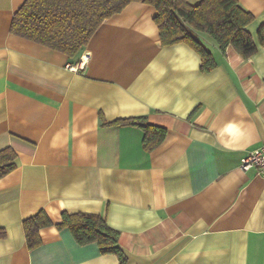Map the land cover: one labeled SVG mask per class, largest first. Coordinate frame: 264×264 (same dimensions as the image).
<instances>
[{
    "label": "crops",
    "instance_id": "0c3cea01",
    "mask_svg": "<svg viewBox=\"0 0 264 264\" xmlns=\"http://www.w3.org/2000/svg\"><path fill=\"white\" fill-rule=\"evenodd\" d=\"M24 1L0 0V150L17 153L0 178V264H119L58 228L63 211L104 216L127 264H264V177L240 167L264 144V0H238L250 57L199 33L210 71L189 44H162L151 4L106 18L71 57L11 31ZM140 115L167 129L153 150L140 127L105 123ZM41 209L53 224L30 249L23 222Z\"/></svg>",
    "mask_w": 264,
    "mask_h": 264
},
{
    "label": "trees",
    "instance_id": "16d2710c",
    "mask_svg": "<svg viewBox=\"0 0 264 264\" xmlns=\"http://www.w3.org/2000/svg\"><path fill=\"white\" fill-rule=\"evenodd\" d=\"M140 1L156 8L154 21L163 45L185 42L201 56L202 71L216 66L212 50L199 33L211 36L221 50L233 46L243 57H250L257 45L246 26L254 14L238 0H25L15 12L11 31L78 57L102 22L121 12L128 4ZM258 38L264 45V24L258 29ZM113 125H131L145 132L144 146L153 150L164 139L167 129L152 124L147 116L119 118ZM17 153L12 147L0 150V178L16 167ZM58 228H69L79 244L96 242L102 253L118 256L119 264H127L128 257L120 246V231L110 226L104 216L89 212L63 211ZM49 214L41 209L24 219L26 242L30 249L42 243L40 230L52 225ZM7 231L0 226V238Z\"/></svg>",
    "mask_w": 264,
    "mask_h": 264
},
{
    "label": "built area",
    "instance_id": "2783aa9c",
    "mask_svg": "<svg viewBox=\"0 0 264 264\" xmlns=\"http://www.w3.org/2000/svg\"><path fill=\"white\" fill-rule=\"evenodd\" d=\"M89 58V53H83L77 63L68 64V67L73 71H79L83 69L87 60ZM240 167L244 170L255 169L256 173L264 177V144L248 151L240 161Z\"/></svg>",
    "mask_w": 264,
    "mask_h": 264
},
{
    "label": "rangeland",
    "instance_id": "374dc122",
    "mask_svg": "<svg viewBox=\"0 0 264 264\" xmlns=\"http://www.w3.org/2000/svg\"><path fill=\"white\" fill-rule=\"evenodd\" d=\"M207 37L210 38L214 43H216L212 37H210L209 35H207Z\"/></svg>",
    "mask_w": 264,
    "mask_h": 264
}]
</instances>
